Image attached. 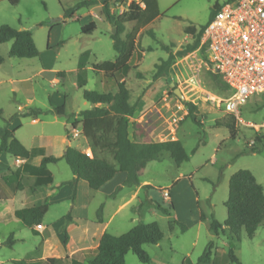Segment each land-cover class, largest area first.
I'll use <instances>...</instances> for the list:
<instances>
[{
    "label": "rangeland",
    "instance_id": "374dc122",
    "mask_svg": "<svg viewBox=\"0 0 264 264\" xmlns=\"http://www.w3.org/2000/svg\"><path fill=\"white\" fill-rule=\"evenodd\" d=\"M79 1L85 0H19L16 5L0 0V27L8 25L29 31L38 50L35 58L19 59L7 56L11 41L0 44V56L4 57L0 64V127L9 120V127L15 129V138L24 146L43 147L48 155L55 157L64 153L66 144L61 139L67 135L72 139V147L83 150L87 146L75 129L78 119L72 115L91 106L83 99V90L107 92L111 89L104 86L103 74L94 71L93 65L114 60L109 36L113 28L104 20L99 5L80 8L71 18H65L64 10ZM228 1L157 0L160 16L143 27L137 37L143 56L140 60L133 56L129 66L135 68L120 75L130 92L129 103L135 108L129 118V138L150 143L175 137L188 161L176 166L168 154H163L159 161L146 164L139 183L133 186H126L120 180L117 186L93 191L79 180L75 198L71 200L72 192L66 183L72 174L63 159L48 165L52 184L35 194L36 188L31 190L33 178L21 173L14 182L9 179L12 170L20 171L21 163L8 154H0V199H10L0 200V264L37 257L41 238L33 235L11 210L42 205V202L48 204V211L41 225L50 231L53 253H58L54 245L58 243L54 224L61 217L72 218L77 226L75 230L87 226L91 233L98 232L101 225L97 223V213L102 208L100 219L108 222L107 232L114 236L124 234L139 222L158 224L163 233L160 248L151 244L143 246L155 264H181L186 259L196 263L209 242L214 243L213 258L219 259L231 247L241 264H264V222L251 239L243 232L240 241H229L227 236H215L209 230L212 217L219 223L226 219L224 203L228 182L235 172L250 171L264 192V145L255 142L257 135H264V93L252 96L240 108L241 121H235L237 133L232 139L225 128L214 125L226 114L217 103L227 93L213 83L205 50L199 43L195 50L183 53L195 41L184 30L190 26L197 30L206 26L213 7ZM124 9L125 5L110 1V11L115 15ZM90 21L95 22V30L91 34L82 33L81 27ZM149 30L154 38L147 34ZM163 46L170 50L173 59L164 73L156 76L155 66L168 59ZM82 53L88 56L84 69L79 71ZM77 73L84 81L82 87L76 86ZM174 88L182 99L174 94ZM60 95L65 96V117L48 113L61 103ZM188 103L195 106L194 115L199 124L185 118ZM30 109H39L44 114L37 121L22 116ZM72 123H75L73 128ZM254 146L262 148L261 151L250 153L249 149ZM129 199L133 200L126 203ZM164 199L181 203L179 215L184 222L177 218L174 209L166 216L155 208L154 204L168 208ZM193 199H197L198 209L206 221L197 222L189 207ZM171 219L185 225L187 230L182 232L178 226L170 230ZM10 235L13 243L9 246L4 242ZM125 264L143 263L129 252Z\"/></svg>",
    "mask_w": 264,
    "mask_h": 264
},
{
    "label": "trees",
    "instance_id": "16d2710c",
    "mask_svg": "<svg viewBox=\"0 0 264 264\" xmlns=\"http://www.w3.org/2000/svg\"><path fill=\"white\" fill-rule=\"evenodd\" d=\"M10 5H16L19 0H6ZM111 0H85L76 2L75 5L64 10V17L71 18L74 12L80 8H89L99 5L101 15L108 22L111 28H115V33L109 34L112 40V48L115 52L113 61H105L93 65V70L103 74V84L107 88L114 89L107 92H97L83 90L82 97L88 103L93 104L89 109L78 113V124L80 125V134L86 140L90 155L74 147H68L61 157L53 155L45 156L41 148L27 149L14 136V131L9 129L10 121H4V126L0 127V154L5 153L14 159L24 160L20 166V171H14L10 175V180L14 182L19 173L33 178L31 190L37 187L48 186L52 184V174L48 169L49 164H55L61 159L65 161L72 174V179L66 183L71 189L70 199L74 200L77 190V183L82 180L88 188L97 191L101 186L109 182L117 173H124V185L133 186L139 183L142 171L150 161H159L163 154H168L176 166L188 161V156L179 140H165L150 143H139L129 138V118L134 114V106L129 103L130 92L122 76L126 75L131 68L129 61L133 56L137 60L142 58L140 46L137 43L139 31L153 22L160 16L157 0H140L144 7L134 0H113L125 5L124 11L115 15L110 11ZM218 6L213 7L210 19L214 15ZM96 28L94 21H90L81 27L84 34H91ZM205 26L199 30L190 26L184 30L186 35L195 39L194 43L189 45L183 53L195 50L200 43ZM154 38L152 31H147ZM11 41L12 44L7 53L8 57L19 59H30L38 56V50L35 46L31 33L27 30H16L8 25L0 27V44ZM201 45V43H200ZM202 49L205 50L204 46ZM168 54V59L161 65H156V76L164 73L170 60L173 59L170 50L163 46ZM180 53V54H183ZM88 53H82L78 60L79 71L84 69V63ZM207 61V58H206ZM4 62V57L0 56V64ZM213 83L216 87L228 93V88L220 75L210 73ZM139 76V73H137ZM78 87H82L84 81L80 73H77ZM196 108L191 103L187 104V114L185 118L198 123L194 112ZM57 117H65L64 106L52 107L48 111ZM44 114L39 109H30L22 114L24 117L37 119L39 115ZM0 118L2 111L0 110ZM216 127L225 128L230 138H234L236 124L233 115L225 114L222 118L215 121ZM75 123H72V127ZM255 142L258 145H264V135H257ZM262 148L257 146L249 149L250 153H259ZM41 156L37 166L32 165L31 160ZM6 179V178H5ZM8 181V180H7ZM8 183V182H7ZM19 185V184H18ZM155 208L166 216L170 215L173 209L172 204L168 208H163L154 204ZM226 209V219L219 223L213 217L209 222V230L215 235L227 236L229 241H240L241 234L244 232L246 237L251 239L255 231L264 222V192L262 186L256 181L253 174L248 170H238L228 182V197L224 203ZM102 208L98 210V223L101 222L100 214ZM48 211V204L44 203L38 206H31L14 211V216L24 226L31 229L33 235L37 232L34 226L42 223L43 217ZM68 220V218H67ZM200 221H205V216L200 212ZM178 226L182 232L187 227L175 219L169 221V229ZM65 245L68 235L64 228L61 229ZM163 239V233L156 222H139L130 230L119 236H114L104 232L95 249V254L88 258L87 264H125V256L131 252L136 256L139 262L143 264H153L149 255L143 250L144 245H156ZM13 243V237L10 235L4 242L6 245ZM214 243L209 242L203 253L198 257L196 263L186 259L182 264H241L235 256L231 247L226 253L220 255L219 259L213 258ZM81 264L75 259H59L57 257H48L46 259L33 261H13V264Z\"/></svg>",
    "mask_w": 264,
    "mask_h": 264
},
{
    "label": "built area",
    "instance_id": "2783aa9c",
    "mask_svg": "<svg viewBox=\"0 0 264 264\" xmlns=\"http://www.w3.org/2000/svg\"><path fill=\"white\" fill-rule=\"evenodd\" d=\"M200 43L212 73L228 88L217 106L241 121L240 108L264 93V0H229L218 6Z\"/></svg>",
    "mask_w": 264,
    "mask_h": 264
},
{
    "label": "crops",
    "instance_id": "0c3cea01",
    "mask_svg": "<svg viewBox=\"0 0 264 264\" xmlns=\"http://www.w3.org/2000/svg\"><path fill=\"white\" fill-rule=\"evenodd\" d=\"M142 56H143V52H142ZM76 86H77V84H76ZM60 100H61V103L58 106H61L62 105V106L65 107V96H61L60 95ZM58 106H55V107H58ZM91 107H92V105L91 106L89 105L87 109H89ZM64 110H65V108H64ZM80 111H82V110H79L75 114L74 113L72 114L73 116H75V119H78L79 120L78 113ZM33 121H37V119H34ZM76 122H77V126H76L75 129L78 130L77 133L80 134V125L78 124V121H76ZM9 129L10 130H13L14 131V135H15V129H13L11 127H9ZM129 133H130V131H129ZM80 136L82 137V139L86 143V140L83 138V136L81 134H80ZM168 140H177V139L174 137L173 139H168ZM61 141L64 142L66 144V146L72 147V139H71L70 136L67 135L66 138H62ZM19 142L22 144L21 141H19ZM86 145H87V143H86ZM24 147L27 148L26 146H24ZM33 148H41L43 150V152H44V155L45 156H49L47 154V152L45 151V149L43 147H40V146H31V147H29L27 149L30 150V149H33ZM80 151L85 152V153L86 152H89V155H90V150H89V148L87 146H85V148L83 150H80ZM2 154H5V153H2ZM40 159H41V156H36V157H34L31 160L30 163L32 165H34V166H37L39 164V162H40ZM0 163H2V162H0ZM20 163L21 164L24 163V160H20ZM14 171L15 170H12V172H14ZM19 174H21V173L19 172ZM120 180L121 181L122 180L123 181L125 180V174L124 173H117L109 182H107L106 184H104L103 186H101L99 189L103 188L104 186H109V185H110L111 188L114 187V186H117V184H118V182ZM45 187L46 186H41V187L36 188L34 190V193L35 194H39L40 190H45ZM47 194L48 193H46V195ZM46 195L43 198V201H44V199H46ZM33 196H37V195H33ZM47 198H48V195H47ZM0 200L9 201L10 199H0ZM131 200H133V199H129V200L125 201V202L126 203H129ZM149 200H151V199H149ZM164 201L168 202V204H172L173 209L176 212L177 218L180 221L184 222L185 220H183L181 218V216L179 215L180 211H182V209H181L182 208L181 207V203L180 204H178V203L176 204L175 199H164ZM125 202L123 204H121L117 209L122 208L125 205ZM43 203L44 202H42V204ZM33 206H36V205H33ZM190 206L192 207L193 215H195L197 217V222H201L200 221V211L198 209L197 199H193L192 202L189 203V207ZM15 210L16 209L11 210L13 216H14V211ZM206 219L207 218L205 216V221H206ZM74 223L75 222H74V220L72 218H70L69 220H67L65 217H61L54 224L55 229L57 231V238H58V243H55L54 245L56 246V250L58 251V253L51 252L53 250V248L50 250V246L53 243L51 241V237L52 236L50 235V231H49L48 227H44L42 225L34 226L33 229L37 232V235L36 236H38V237L41 238V243H40V247H39V251H38L39 253H38L37 257L34 258V259H32L31 261H33V260H40V259H46L48 257H57L59 259H64V258L75 259L76 261H78V262H80L82 264L88 258L92 257L95 254V249L98 246V243H99V240H100L101 235L104 232H107V229L109 227L108 222H105L104 219L102 218V221L100 223L97 222L99 225H101V229L100 230L99 229L96 230L98 232H94L93 231L92 233L90 231V228L87 227V226H84L83 228L81 227L80 230L77 229L78 231L75 230L77 228V226ZM62 228L65 229V231H66V233L68 235V240H67V243L65 245L63 244V240H64L63 234L60 233ZM82 232H83V236H82ZM88 232H89V235H87ZM161 241L158 244H156L155 246L158 247V248H160ZM151 261H152L153 264H155V262L153 260H151Z\"/></svg>",
    "mask_w": 264,
    "mask_h": 264
},
{
    "label": "water",
    "instance_id": "95a60500",
    "mask_svg": "<svg viewBox=\"0 0 264 264\" xmlns=\"http://www.w3.org/2000/svg\"><path fill=\"white\" fill-rule=\"evenodd\" d=\"M111 33H115V28L112 29ZM170 85H171V87H173V84H172V83H171ZM173 92H174V94L177 95L180 99H182V96L178 93V91H177L176 88H174ZM91 105L93 106V104H91ZM67 148H68V146H66V149H67ZM66 149H65V150H66Z\"/></svg>",
    "mask_w": 264,
    "mask_h": 264
}]
</instances>
